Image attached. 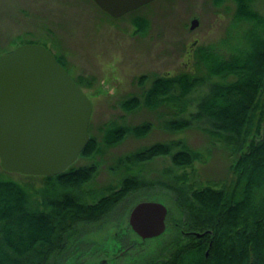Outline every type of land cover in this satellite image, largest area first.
I'll return each instance as SVG.
<instances>
[{"label":"trees","instance_id":"16d2710c","mask_svg":"<svg viewBox=\"0 0 264 264\" xmlns=\"http://www.w3.org/2000/svg\"><path fill=\"white\" fill-rule=\"evenodd\" d=\"M214 1L220 5L227 0ZM228 1L233 3L231 26L238 31L228 52L199 46L194 72L141 74L135 79L138 91L118 102L127 113L142 109L157 113L168 131L197 125L208 132L232 155L230 178L220 185L190 182L185 170L193 171L195 162L205 157L182 139L154 141L119 158L113 166L124 172V178L93 202L81 187L95 175L96 160L42 176L45 184L38 189L0 177V264H57L74 226L101 221L125 196L156 184L171 189L181 218L173 221L174 238L142 264H264V12L256 6L264 0ZM141 7L127 12L138 36L150 27ZM24 41L34 42L11 40L12 47L2 48L0 55ZM55 56L67 69L64 58ZM73 78L83 89L96 80L92 75ZM202 87L205 91L193 98ZM152 128L147 120L103 123L100 140L90 134L80 156L102 154L128 136H147ZM166 155L184 171L170 175L167 184L142 178L145 162Z\"/></svg>","mask_w":264,"mask_h":264},{"label":"rangeland","instance_id":"374dc122","mask_svg":"<svg viewBox=\"0 0 264 264\" xmlns=\"http://www.w3.org/2000/svg\"><path fill=\"white\" fill-rule=\"evenodd\" d=\"M232 6L228 0L220 5L214 0H155L141 7L150 27L145 35L138 36L129 14L113 18L92 0H0V52L12 47L11 40L45 42L52 52L64 58L73 77L92 75L96 79L92 87L84 88L92 103L89 134L99 141L98 129L111 121L153 123L147 136H128L102 154L80 156L74 163L81 166L97 161L92 180L81 187L88 191L85 197L90 202L96 201L106 187L117 186L124 178V172L113 166L119 158L154 141L182 139L194 150L203 152L205 160L195 162L193 171L189 167L185 170L189 181L196 185L209 182L220 185L230 178L232 155L208 132L197 125L175 133L168 131L161 126L157 113L146 109L127 113L118 101L138 91L135 79L141 74L194 72V51L199 46L211 45L221 53L228 52L236 44L238 34L231 26ZM256 6L264 12V1H257ZM192 19L197 20V25L190 29ZM205 89L200 88L193 98ZM190 109L195 110L192 106ZM142 166V178L164 184L170 182V175L184 171L171 163L170 155L158 156ZM0 177L37 189L45 184L42 176L5 171L1 162ZM148 199L167 206L168 228L159 237L142 240L130 228L128 214L136 202ZM179 218L181 214L168 186L156 184L135 191L101 221L74 226L57 264H93L103 258H107V264H142L161 253L162 245L174 238L173 221ZM127 243L133 245L128 247Z\"/></svg>","mask_w":264,"mask_h":264},{"label":"water","instance_id":"95a60500","mask_svg":"<svg viewBox=\"0 0 264 264\" xmlns=\"http://www.w3.org/2000/svg\"><path fill=\"white\" fill-rule=\"evenodd\" d=\"M121 17L153 0H92ZM197 25L191 20L190 29ZM92 103L44 44L22 43L0 55V162L5 171L56 175L78 160L90 139ZM130 228L142 240L167 230L160 201L136 202ZM199 235V234H198Z\"/></svg>","mask_w":264,"mask_h":264},{"label":"flooded vegetation","instance_id":"af4514ba","mask_svg":"<svg viewBox=\"0 0 264 264\" xmlns=\"http://www.w3.org/2000/svg\"><path fill=\"white\" fill-rule=\"evenodd\" d=\"M185 233H190V232H185ZM123 251H125V250L123 249ZM93 264H107V258L106 259L103 258V259H101V260H99V261H97L96 263H93Z\"/></svg>","mask_w":264,"mask_h":264}]
</instances>
